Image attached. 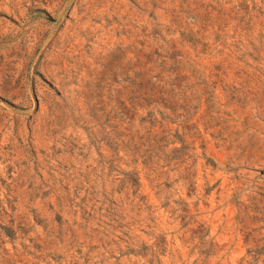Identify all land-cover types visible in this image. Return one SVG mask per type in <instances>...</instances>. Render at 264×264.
<instances>
[{
	"label": "rangeland",
	"instance_id": "374dc122",
	"mask_svg": "<svg viewBox=\"0 0 264 264\" xmlns=\"http://www.w3.org/2000/svg\"><path fill=\"white\" fill-rule=\"evenodd\" d=\"M0 264H264V0H0Z\"/></svg>",
	"mask_w": 264,
	"mask_h": 264
}]
</instances>
